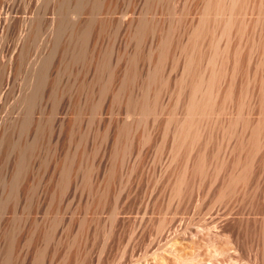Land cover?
<instances>
[{
    "label": "bare ground",
    "instance_id": "6f19581e",
    "mask_svg": "<svg viewBox=\"0 0 264 264\" xmlns=\"http://www.w3.org/2000/svg\"><path fill=\"white\" fill-rule=\"evenodd\" d=\"M257 154L264 0H0V264H198L178 210Z\"/></svg>",
    "mask_w": 264,
    "mask_h": 264
},
{
    "label": "rangeland",
    "instance_id": "374dc122",
    "mask_svg": "<svg viewBox=\"0 0 264 264\" xmlns=\"http://www.w3.org/2000/svg\"><path fill=\"white\" fill-rule=\"evenodd\" d=\"M262 157L264 154H257L254 165L255 170L260 171L258 181L264 185ZM201 182L200 190L191 194L190 203L182 208L183 215L180 209L177 216L190 221V226L194 230L192 233H195L192 235L198 240L206 241L205 238L210 234H216L215 237L220 247L223 245L224 252L213 255L209 251L210 247L196 246L190 242L186 248L187 254L197 255L201 259L198 264H264V194L258 191L253 200L246 195L243 198L237 197L234 200L215 203L213 199L216 196L217 184L213 183L210 186L207 179ZM251 186L252 184L246 188L247 192ZM154 214L158 216L157 212ZM156 219L154 217L152 225ZM145 236L142 235L134 244L135 256L145 258L150 254L151 249L146 247Z\"/></svg>",
    "mask_w": 264,
    "mask_h": 264
}]
</instances>
